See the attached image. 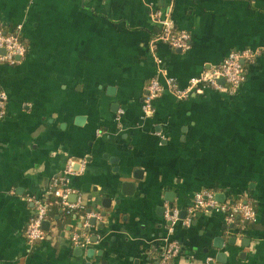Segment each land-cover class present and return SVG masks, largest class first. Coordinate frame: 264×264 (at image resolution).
<instances>
[{"label": "crops", "instance_id": "obj_1", "mask_svg": "<svg viewBox=\"0 0 264 264\" xmlns=\"http://www.w3.org/2000/svg\"><path fill=\"white\" fill-rule=\"evenodd\" d=\"M167 17L190 35V48L157 45L164 76L150 45ZM18 27L27 54L16 66L0 65L8 98L0 119V264H161L170 240L182 248L174 264H264V0H0V29ZM247 49L260 54L246 62L235 96L208 90L179 101L165 90L144 115L153 79L185 88ZM69 158L86 162L69 183L70 201L82 197L85 210L69 217L59 209L45 239L30 245L34 201L46 198ZM201 190L250 203L255 222L200 210L169 237L163 209L177 208L185 220ZM89 210L102 218L85 233ZM75 232L98 239L82 256Z\"/></svg>", "mask_w": 264, "mask_h": 264}, {"label": "built area", "instance_id": "obj_2", "mask_svg": "<svg viewBox=\"0 0 264 264\" xmlns=\"http://www.w3.org/2000/svg\"><path fill=\"white\" fill-rule=\"evenodd\" d=\"M162 31L150 45V52L152 57L159 67V73L166 75V71L162 67L163 61L157 55V45L159 43L166 44L175 50H187L190 48V35L184 31H176L174 25L167 17L160 21ZM21 28L18 27L14 32L6 33L0 29V50H5V55L0 53V65L16 66L19 63L18 58H24L27 54V47L21 36ZM260 54L253 50L247 49L243 51H233L224 60V62L211 72L203 73L202 75L193 77L188 82L185 88H180L175 79L166 77L165 85L158 79H153L148 87L147 93L144 97L142 109L144 115L154 112L155 101L169 90L177 100L184 101L189 99L192 95H203L208 90L224 92L228 96H235L246 82V62H252L256 55ZM224 81V84L221 81ZM7 94L0 92V119L3 117L6 105ZM123 114V111H120ZM86 170V162L78 161L74 158L67 160L66 167L59 177L52 180L49 193L46 198L34 201L35 212L30 219L26 229V237L30 245L41 242L46 237L44 230V223L49 220L50 208L55 205L61 209L65 216H72L78 212L83 214L85 207L83 205L82 197H78L76 202L70 201V196L73 191L69 188L71 177L82 175ZM50 196L54 197V203L50 201ZM210 210L223 213L226 216L228 223H235L236 219L240 220L242 225L255 222L256 211L252 208L250 203H220L216 199V193L210 190H201L197 192L192 201V205L187 210V218L181 219L180 210L171 206L166 208L165 220L170 224L168 228V236L171 237L179 224L190 226L197 211ZM86 224L91 219L101 220L100 213H88L85 215ZM239 227V226H238ZM243 228L242 226L240 227ZM72 242L81 248L89 246L90 237L75 232L71 236ZM182 248L178 241L170 240L161 252V264H174V260L181 254ZM205 264H215L213 259H208Z\"/></svg>", "mask_w": 264, "mask_h": 264}, {"label": "water", "instance_id": "obj_3", "mask_svg": "<svg viewBox=\"0 0 264 264\" xmlns=\"http://www.w3.org/2000/svg\"><path fill=\"white\" fill-rule=\"evenodd\" d=\"M0 53L1 54H4V55L6 54L5 53V50H0ZM18 60H21V58H18ZM221 83L224 84V81L222 80ZM123 186L124 187H133V189H134L135 184H133V183H125ZM129 195H131V194H129ZM216 199L218 200V202L224 203L225 197H224L223 194H218V195H216ZM163 210H164V212L166 211V209H163ZM88 213H91V210H89ZM184 218H185V213L182 212L181 213V219H184ZM96 225H97V219H91V220H89L88 221V226L86 228H84L85 233H89L90 232V227H96ZM168 225H170V224H168ZM82 226L83 225L80 226L81 229H82ZM99 226L101 228H104V224L103 223L102 224H99ZM43 227H44V230L46 232H50V222L49 221H46L44 223ZM97 240H95V241H91L90 240V243L91 244L92 243H96ZM236 242H237V239L236 238H232L230 240V244L233 245V246L236 244ZM246 242H247V244H246ZM224 244H225V242H224V239L223 238H216L215 239V245H216V248L217 249L222 250L224 248ZM249 244H250V240L249 239H245L243 245L245 247H249ZM76 251H77V253H79L80 256H82V254H83L82 248L77 247L76 248ZM94 254H95V251L94 250H89L88 251V257L89 258H93L94 257ZM98 255L101 256L102 255V252L100 251L98 253ZM221 259H223V261ZM224 259L226 260V254L221 253V254L218 255V261H220L221 263H226V261H224Z\"/></svg>", "mask_w": 264, "mask_h": 264}, {"label": "trees", "instance_id": "obj_4", "mask_svg": "<svg viewBox=\"0 0 264 264\" xmlns=\"http://www.w3.org/2000/svg\"><path fill=\"white\" fill-rule=\"evenodd\" d=\"M26 47H27V45H26ZM28 48V47H27ZM245 68H246V65H245ZM52 203H54V202H52ZM58 208L55 206V205H53L51 208H50V211H49V215H50V218H53L57 213H58ZM236 221H237V225L240 223V220H237L236 219ZM236 226V225H235Z\"/></svg>", "mask_w": 264, "mask_h": 264}]
</instances>
